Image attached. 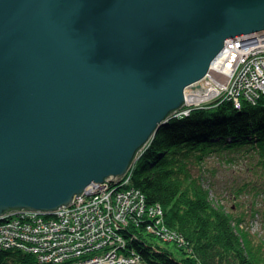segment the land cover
Here are the masks:
<instances>
[{
    "label": "water",
    "instance_id": "1",
    "mask_svg": "<svg viewBox=\"0 0 264 264\" xmlns=\"http://www.w3.org/2000/svg\"><path fill=\"white\" fill-rule=\"evenodd\" d=\"M259 30L264 0H0V218L121 181L187 94L228 98L211 62Z\"/></svg>",
    "mask_w": 264,
    "mask_h": 264
},
{
    "label": "trees",
    "instance_id": "2",
    "mask_svg": "<svg viewBox=\"0 0 264 264\" xmlns=\"http://www.w3.org/2000/svg\"><path fill=\"white\" fill-rule=\"evenodd\" d=\"M212 153L220 158L248 155L251 175L231 194L264 196V96L254 104L242 99L240 108L232 100L210 103L170 118L157 130L138 154L130 182L148 205H159L161 215L137 218L123 227L119 252L138 258L134 264H264V241L252 237L241 227L243 219L211 197L206 160ZM0 264L74 260L42 262L30 252L2 248Z\"/></svg>",
    "mask_w": 264,
    "mask_h": 264
},
{
    "label": "built area",
    "instance_id": "3",
    "mask_svg": "<svg viewBox=\"0 0 264 264\" xmlns=\"http://www.w3.org/2000/svg\"><path fill=\"white\" fill-rule=\"evenodd\" d=\"M257 33L264 38V30ZM246 35L225 41L211 62L209 85H221L218 75L224 73L230 76L232 87L242 79L249 84L264 82V50L254 47L256 40L250 48H242ZM160 215L159 205H148L127 176L117 183H97L52 214L20 210L1 217L0 249L30 252L42 262L73 259L74 264H134L138 258L118 251L124 246L121 229L137 218ZM147 229L152 230L151 225Z\"/></svg>",
    "mask_w": 264,
    "mask_h": 264
},
{
    "label": "rangeland",
    "instance_id": "4",
    "mask_svg": "<svg viewBox=\"0 0 264 264\" xmlns=\"http://www.w3.org/2000/svg\"><path fill=\"white\" fill-rule=\"evenodd\" d=\"M218 80L220 81L221 85L216 84V87L219 88L218 95H215L214 97L217 98L214 99L216 101L220 100L218 98L224 96L232 99L233 101L236 100L237 102H240L242 99H245L252 103V100H258L264 96V82L249 84L247 81L242 79L240 84L238 81H236V86L232 87L233 82L230 81V76L227 73H224V75H218ZM230 90L232 91L231 93H229ZM235 90H238V93ZM186 92L190 91L187 90ZM228 98L226 100H228ZM210 100H212V98L209 99V101ZM209 101H201V103H199L200 101H194L184 105L181 110H187L190 112L196 108H207L209 105L208 103H210ZM227 157H231V161L227 162L225 159ZM137 158L132 162L128 172L123 176V178L131 176V168ZM249 162L250 159L246 154L241 156L236 155L234 158L232 155H226L224 158H220L216 156V154L212 153L207 157L206 160V166H208L210 169L207 176L212 180L211 187L213 190L211 197L215 198L216 202L224 206L226 210H230V212L237 219H243L240 223L241 227L252 237L262 239V241H264V196H259L257 198L251 196V194L243 193L235 198L231 194V190L242 182V179L245 177V175H251V172L247 170V166L250 164ZM212 172L215 175H211L213 174ZM255 208L263 210L255 213Z\"/></svg>",
    "mask_w": 264,
    "mask_h": 264
},
{
    "label": "bare ground",
    "instance_id": "5",
    "mask_svg": "<svg viewBox=\"0 0 264 264\" xmlns=\"http://www.w3.org/2000/svg\"><path fill=\"white\" fill-rule=\"evenodd\" d=\"M258 32V31H257ZM256 31L255 32H250V34H247L244 38V41L242 43V48H250V44H251V41H255L254 43V47H256V49H259V50H264V38H262L259 33H257ZM244 35V34H243ZM243 35H239V36H243ZM239 36H235V37H239ZM233 38V37H232ZM196 92V91H195ZM210 92L207 90V88L205 90H202L201 91V95H198L197 93H191V94H187L186 95V100L188 103H191V102H194V101H197V100H201L203 96L205 95H208ZM97 183H92L91 187H88L86 188V190L92 188V187H95ZM134 188L138 189L141 193L142 191L133 186ZM143 194V193H142ZM144 195V194H143Z\"/></svg>",
    "mask_w": 264,
    "mask_h": 264
}]
</instances>
